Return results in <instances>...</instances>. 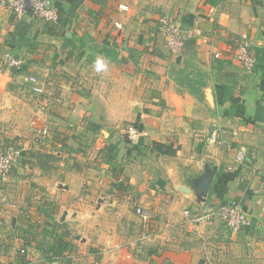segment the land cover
Segmentation results:
<instances>
[{"label": "crops", "instance_id": "0c3cea01", "mask_svg": "<svg viewBox=\"0 0 264 264\" xmlns=\"http://www.w3.org/2000/svg\"><path fill=\"white\" fill-rule=\"evenodd\" d=\"M51 1L57 23L0 13V146L33 142L37 113L49 127L0 187V264H264V0ZM164 14L179 53L163 47ZM244 35L252 70L236 59ZM207 167L201 202L190 189ZM135 200L156 209L146 227ZM232 200L252 221L239 233L205 219Z\"/></svg>", "mask_w": 264, "mask_h": 264}, {"label": "built area", "instance_id": "2783aa9c", "mask_svg": "<svg viewBox=\"0 0 264 264\" xmlns=\"http://www.w3.org/2000/svg\"><path fill=\"white\" fill-rule=\"evenodd\" d=\"M4 11L14 15L17 19H23L32 15L47 23H57L60 18V10L51 0H0V13ZM117 26L121 28V25ZM158 28L159 33L163 37V47L165 50L170 53H179L183 50L184 41L181 29L173 16L168 14L161 15L158 20ZM215 56L218 58L220 55L216 54ZM236 59L246 70H252L255 66L251 44L246 35L242 37L238 46ZM2 62L14 70H21L23 68V61L11 53L4 54ZM27 83L30 85L31 91L36 95H52L45 84L36 76L29 77ZM43 110L45 109L41 108V111ZM43 117L42 112H40L30 121V127L35 131L33 142L19 140L8 147L0 146V187L6 184L10 173L20 165L26 152L29 150H40L43 139L49 135V127ZM143 136L144 132L135 126H130L127 129L128 140L133 145L139 144ZM208 140L215 143L217 137L213 134ZM245 161L246 152L244 149H240L235 163L242 165ZM134 206L137 217L143 222L144 226H148L156 215V209L150 206L139 205L137 200L134 201ZM189 213V211L185 213L186 218L190 219V221H196V218L194 220L190 218ZM215 217H219L232 233H239L242 229L252 226L251 218L243 211L240 203L236 200L221 204L217 208L210 210L206 214L205 219L211 220ZM19 253L28 255L24 249H21Z\"/></svg>", "mask_w": 264, "mask_h": 264}, {"label": "water", "instance_id": "95a60500", "mask_svg": "<svg viewBox=\"0 0 264 264\" xmlns=\"http://www.w3.org/2000/svg\"><path fill=\"white\" fill-rule=\"evenodd\" d=\"M214 174L215 170L207 167L203 174L194 180V186L190 189V192L194 191L199 201L204 202L206 200L212 186ZM79 238L77 237V239Z\"/></svg>", "mask_w": 264, "mask_h": 264}, {"label": "clouds", "instance_id": "9594fccd", "mask_svg": "<svg viewBox=\"0 0 264 264\" xmlns=\"http://www.w3.org/2000/svg\"><path fill=\"white\" fill-rule=\"evenodd\" d=\"M95 67L97 70H100V69L106 70L107 69V63L104 60L98 58L95 62Z\"/></svg>", "mask_w": 264, "mask_h": 264}, {"label": "trees", "instance_id": "16d2710c", "mask_svg": "<svg viewBox=\"0 0 264 264\" xmlns=\"http://www.w3.org/2000/svg\"><path fill=\"white\" fill-rule=\"evenodd\" d=\"M12 76L13 78L17 77V76H21L23 73H24V69L22 68L21 70L19 71H16V70H12Z\"/></svg>", "mask_w": 264, "mask_h": 264}, {"label": "rangeland", "instance_id": "374dc122", "mask_svg": "<svg viewBox=\"0 0 264 264\" xmlns=\"http://www.w3.org/2000/svg\"><path fill=\"white\" fill-rule=\"evenodd\" d=\"M6 67L9 68L11 71L14 70V69H12V68H10V67H8V66H6ZM16 71H19V70H16ZM17 79H18V78H17ZM17 79H16V80H17ZM29 90H30V88H29ZM36 106H37V108H38V105H36ZM194 222H195V221H192V224H194ZM145 227H146V226H145Z\"/></svg>", "mask_w": 264, "mask_h": 264}]
</instances>
